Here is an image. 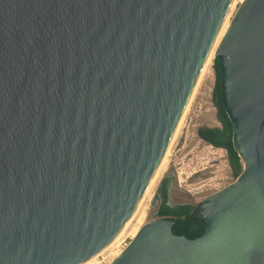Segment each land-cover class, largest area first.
I'll return each instance as SVG.
<instances>
[{
    "label": "water",
    "instance_id": "water-1",
    "mask_svg": "<svg viewBox=\"0 0 264 264\" xmlns=\"http://www.w3.org/2000/svg\"><path fill=\"white\" fill-rule=\"evenodd\" d=\"M233 3L0 0V264H82L121 237ZM216 60L241 175L198 205L202 236L155 212L111 264H264V0Z\"/></svg>",
    "mask_w": 264,
    "mask_h": 264
},
{
    "label": "rangeland",
    "instance_id": "rangeland-1",
    "mask_svg": "<svg viewBox=\"0 0 264 264\" xmlns=\"http://www.w3.org/2000/svg\"><path fill=\"white\" fill-rule=\"evenodd\" d=\"M243 2L244 0H241L236 7L232 20ZM215 61L216 58L196 91L168 157L165 171L163 170L158 176L151 193L146 196L142 204L140 215L130 229L112 250L102 255L105 257L103 264H111L119 257L118 254L125 250L124 247L134 239L132 232L133 229L138 228L139 225L136 224H139L140 220L142 221L140 230L153 220L156 204L154 208H152V204L156 203L155 200L164 178L170 179L173 204L189 203L196 206L210 195L223 190L236 181L228 164L227 152L207 144L198 135V130L202 127H221L217 118L218 111L214 104L217 80Z\"/></svg>",
    "mask_w": 264,
    "mask_h": 264
},
{
    "label": "trees",
    "instance_id": "trees-1",
    "mask_svg": "<svg viewBox=\"0 0 264 264\" xmlns=\"http://www.w3.org/2000/svg\"><path fill=\"white\" fill-rule=\"evenodd\" d=\"M215 73L217 76L214 90V104L217 108V118L221 123L220 128L202 127L198 130L199 137L207 144L227 152V160L232 175L237 179L242 171L241 158L233 145V128L221 104V84L218 60L215 61ZM198 206L182 203L176 207H169L163 204L159 210V216L174 222L173 232L178 236H185L188 239H196L203 235L205 223L198 216Z\"/></svg>",
    "mask_w": 264,
    "mask_h": 264
},
{
    "label": "bare ground",
    "instance_id": "bare-ground-1",
    "mask_svg": "<svg viewBox=\"0 0 264 264\" xmlns=\"http://www.w3.org/2000/svg\"><path fill=\"white\" fill-rule=\"evenodd\" d=\"M240 1H241V0H234V3H233V5H232V7H231V9H230V12H229V14H228V16H227V18H226V21H225V23H224V25H223V27H222L220 33H219V35H218V37H217V39H216V42H215V44H214V46H213V49H212V51H211V53H210V56H209V58H208V60H207V62H206V65H205V67H204V69H203V72H202V74H201V76H200V79H199V81H198V83H197V86H196V88H195V90H194V92H193V95H192V97H191V99H190V102H189V104H188V106H187V108H186V111H185V113H184V115H183V117H182V120H181V122H180V124H179V127H178V129H177V131H176V133H175V136H174V138H173V140H172V142H171V144H170V146H169V149H168V151H167V153H166V156H165V158H164V160H163V162H162V164H161L159 170L157 171V173H156L154 179L152 180V182H151V184H150V186H149V188H148V190H147V192H146V194H145V196H144V198H143V200H142V202H141L140 207L138 208L136 214H135L134 217L132 218V220H131L130 224L128 225L127 229H126L125 232L121 235V237H119L118 239H116V240H115L113 243H111L107 248H105V249L102 250L99 254H97L96 256H94L93 258H91L90 260H88V261H86L85 263H82V264H97L99 258H100L102 255H104L106 252L112 250V249L118 244V242L120 241V239L126 234V232L130 229V227H131V225L133 224V222H134V221L138 218V216L140 215V209H141V207H142V204H143V202H144L146 196H147L149 193H151L150 191L152 190V188H153V186H154V183L156 182L158 176L160 175V173H161V172L164 170V168L166 167V163H167L168 157H169V155H170V152H171V150H172V147H173V145H174V142L176 141V138H177V136H178V134H179V132H180V129H181L182 124H183V121H184V119H185V117H186V115H187V113H188V111H189V109H190V106H191L192 101H193V99H194V97H195L196 91H197V89H198V87H199V85H200L202 79H203L204 76L207 74V72H208L210 66H211L212 63L214 62V59L216 58V54H217V52H218V49H219V47H220V45H221V43H222L224 37L226 36V34H227L229 28H230V25H231V22H232V17H233V15H234L235 10H236V7H237L238 4L240 3ZM164 171H165V170H164ZM162 175H163V174H162ZM161 177H162V176H161ZM153 192H154V191H153ZM152 195H153V194H152ZM144 215H145V214H144ZM144 215H143V216H144ZM145 217H146V216H145ZM136 223H137V222H136ZM138 223H139V224H136V225H139L138 228H137V229H133V230H134L133 232L131 231V232H132V235H134V238H135V236H137V234H138L139 231H140V227H141L140 225H142V221L140 220ZM133 228H134V227H133ZM135 228H136V227H135ZM123 241H124V240H123ZM122 251H123V250H122ZM120 254H121V253H119L118 256H120ZM114 255H115V254H114Z\"/></svg>",
    "mask_w": 264,
    "mask_h": 264
},
{
    "label": "flooded vegetation",
    "instance_id": "flooded-vegetation-1",
    "mask_svg": "<svg viewBox=\"0 0 264 264\" xmlns=\"http://www.w3.org/2000/svg\"><path fill=\"white\" fill-rule=\"evenodd\" d=\"M163 204H166L167 206L171 208L180 205V204H173L172 202L169 178L163 181V184L161 185V188L159 189L158 196L156 199V212L159 213V210Z\"/></svg>",
    "mask_w": 264,
    "mask_h": 264
},
{
    "label": "built area",
    "instance_id": "built-area-1",
    "mask_svg": "<svg viewBox=\"0 0 264 264\" xmlns=\"http://www.w3.org/2000/svg\"><path fill=\"white\" fill-rule=\"evenodd\" d=\"M128 246L126 245L125 247H124V249H126ZM105 262V257L104 256H102L101 258H99V260H98V263L97 264H103Z\"/></svg>",
    "mask_w": 264,
    "mask_h": 264
}]
</instances>
